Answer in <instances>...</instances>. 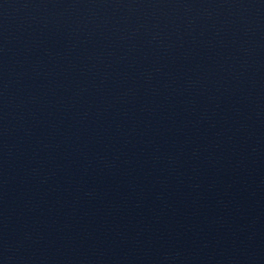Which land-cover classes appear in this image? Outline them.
Segmentation results:
<instances>
[{
    "label": "water",
    "instance_id": "1",
    "mask_svg": "<svg viewBox=\"0 0 264 264\" xmlns=\"http://www.w3.org/2000/svg\"><path fill=\"white\" fill-rule=\"evenodd\" d=\"M0 264H264V0H0Z\"/></svg>",
    "mask_w": 264,
    "mask_h": 264
}]
</instances>
